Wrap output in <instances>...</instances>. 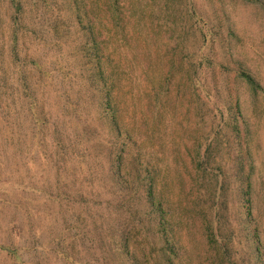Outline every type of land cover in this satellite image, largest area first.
I'll use <instances>...</instances> for the list:
<instances>
[{"label": "rangeland", "instance_id": "obj_1", "mask_svg": "<svg viewBox=\"0 0 264 264\" xmlns=\"http://www.w3.org/2000/svg\"><path fill=\"white\" fill-rule=\"evenodd\" d=\"M242 72L264 88V0H0V264H252L264 91Z\"/></svg>", "mask_w": 264, "mask_h": 264}, {"label": "trees", "instance_id": "obj_2", "mask_svg": "<svg viewBox=\"0 0 264 264\" xmlns=\"http://www.w3.org/2000/svg\"><path fill=\"white\" fill-rule=\"evenodd\" d=\"M258 1V0H254ZM74 2V0H73ZM71 19L74 18L75 21L78 22V19L80 18L79 12L77 11L76 7H73L68 15ZM83 28V34L86 35L87 41L89 43L93 42V48L90 47L91 55L88 61L85 62V65L87 66L88 63L90 64V68H88L90 71H92L88 76L87 79L92 84H98L101 87H105L107 85L108 76H107V67L106 63L103 59V56H101V51L98 49V40L95 39L93 34V27L88 26H82ZM82 30V29H81ZM87 42V43H88ZM93 54V55H92ZM241 78L247 83L249 90L253 93V96L256 95L261 89L264 91V88L260 85V82L256 76H252L249 73L242 72L240 74ZM103 90V89H101ZM106 91V90H105ZM103 101L102 104L104 108L108 111H111V116L108 115L110 122L113 124V122L116 120V107L114 100L112 99V94L107 90L104 92ZM241 114L236 112V117ZM114 128L116 127L113 124ZM118 130V129H117ZM239 133V132H238ZM249 159V162H252V159L249 157H246ZM245 181V180H244ZM245 188L243 189L242 196L241 197V206L243 209H239V215L241 214V220L237 223L236 231H238V234H240L241 237H243V241L241 244H247V249H252L255 245V255L254 262L252 264H264V255L260 252V249H264V244L262 239L264 238V228L262 227L261 222H263V219L260 218L258 215V211L255 208V206L252 203L251 195L253 193L252 185L249 184V181L245 182ZM151 197V194L148 195V198ZM152 200V198H151ZM257 212V213H255ZM0 244H7L6 241L0 239ZM4 245V246H5ZM260 252V253H259ZM251 254V253H250Z\"/></svg>", "mask_w": 264, "mask_h": 264}]
</instances>
